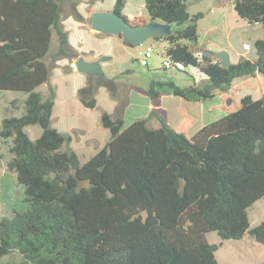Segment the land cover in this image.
Listing matches in <instances>:
<instances>
[{
    "label": "trees",
    "instance_id": "trees-1",
    "mask_svg": "<svg viewBox=\"0 0 264 264\" xmlns=\"http://www.w3.org/2000/svg\"><path fill=\"white\" fill-rule=\"evenodd\" d=\"M125 1L116 0L113 11L145 23L122 13ZM188 1L144 3L151 19L172 24L170 35L154 37L169 44L166 57L197 67L207 80L180 86L152 79L142 91L150 98L149 118L127 126L122 117L102 112L99 121L110 139L83 162L70 146L71 134L51 123V66L75 56L59 0H0V90L28 94L23 113L4 117L0 128L1 138H13L8 167L30 203L0 216V257L14 251L23 257L6 264H219L221 244L208 241L211 231L223 240L248 233L264 245V220L251 226L248 211L264 197V92L257 99L243 96L237 109L194 135L187 122L171 126L161 106L164 94L233 98L236 78L264 76V37L255 41L256 59L241 56L223 67L191 46L204 13L191 14ZM233 2L240 17L264 27V0ZM45 83L44 95L37 88ZM80 100L97 105L95 97ZM153 116L158 127L149 125ZM34 124L43 128L35 140L25 131Z\"/></svg>",
    "mask_w": 264,
    "mask_h": 264
},
{
    "label": "rangeland",
    "instance_id": "rangeland-1",
    "mask_svg": "<svg viewBox=\"0 0 264 264\" xmlns=\"http://www.w3.org/2000/svg\"><path fill=\"white\" fill-rule=\"evenodd\" d=\"M59 2L62 3V25L68 33V47L75 56L61 57L54 62L51 66L50 83L54 86L56 98L59 97L60 103L71 102L74 98L80 103L81 96L87 99L95 97L98 102L95 108L85 106L87 116L92 121L104 111H109L114 117H122L125 126L135 119L149 118L150 98L142 91L148 88L152 79L173 80L180 86L200 84L207 80L193 65L186 66L185 70L165 69L163 67L167 58L165 50L169 45L166 41L149 38L141 45H127L119 35L92 31L81 25L88 22L91 26V18L86 19L82 10L84 5H91L93 1L59 0ZM142 2V10L149 17L144 1ZM132 4L138 7L134 2ZM208 20L205 19L202 24H207ZM56 44L55 36L53 46ZM148 46H153L154 53L147 60V64H143L141 58L145 57ZM248 54L252 56V53ZM78 56L87 61L102 60L104 74L88 75L78 71L77 63H72ZM259 78L253 79L250 76L236 78L232 84L233 98H225L221 92H217L212 98L203 101L191 100L194 101L191 105L182 106L179 104L181 97L167 96L172 123L175 117L182 118V111L191 116L188 108L197 114V119L190 123L189 127L191 133L196 132L200 125L211 123L226 115L229 110L237 109L243 96L250 94L255 99L261 97L264 92V76L261 75ZM37 90L47 94L48 83L40 85ZM27 96L28 94L23 91L0 90V128L4 117L23 113ZM75 113L82 116L81 113ZM149 125L159 126L160 122L153 116L149 119ZM25 131L35 140L42 134L43 128L39 124L28 125ZM12 144V137L7 140L0 137V216L10 215L14 210H23L30 205L26 200L24 186L17 183L16 174L8 167V161L12 158L10 152ZM248 211L251 226L262 222L264 197L256 201ZM207 239L210 243L221 244L215 252L219 264H264V245L248 233L242 239L223 240L216 231H211L207 233ZM22 259V255L14 251L0 257V264L19 262Z\"/></svg>",
    "mask_w": 264,
    "mask_h": 264
},
{
    "label": "crops",
    "instance_id": "crops-1",
    "mask_svg": "<svg viewBox=\"0 0 264 264\" xmlns=\"http://www.w3.org/2000/svg\"><path fill=\"white\" fill-rule=\"evenodd\" d=\"M84 1H93L91 5L87 4L83 6L84 9L82 10V12L84 13L83 16L86 19L91 18L92 13L95 11H112L116 4V0ZM108 2L109 4H106ZM133 2L138 5V7L133 6ZM99 3L101 5H99ZM142 3V0H126L122 13L129 20H134L136 18H141L145 22L152 20L150 16L148 17L143 12ZM61 4L62 3H60V9ZM188 9L191 14H195L198 12L204 13V16L198 21V40L195 44H191V46L195 51H197V53H200L204 50H211L213 52L226 50L229 53L231 63H236L241 56H246L251 59L257 58L255 41L264 37V27L261 23H249L247 20L240 17L235 9L233 0H189ZM205 19H209L208 23L202 24L204 23L203 21H205ZM81 25L87 27L92 31H96L93 30L88 22L82 23ZM246 45H248V48L246 47ZM248 52L252 53V56H250ZM78 58L79 56L76 57V59H73L72 63H77ZM202 75H204L205 79L207 78L205 74ZM233 89L234 88L232 86L231 90ZM169 95L172 94H164L162 96L161 106L165 111L167 121L171 126L177 128L187 122L188 134L194 135L200 128L207 124L206 123L200 125L199 128L196 129V132L191 133L192 130L189 128L190 123L195 122V120L197 119V114L193 110L191 111L188 108L187 110L189 114H191V116L182 111V118L181 116L178 119L175 117V120L172 123L169 105L166 101L167 96ZM193 102L191 100H186L183 97H181V99L179 100V104L182 106L191 105ZM149 108L151 110L150 100ZM74 110H77L75 112H77V114L81 113L82 116L80 117L76 115ZM87 115L88 112L85 110V105L82 103V101L79 103V100L77 98H74V100L72 99L71 102L66 101L60 103L58 97L55 100L51 117V123L53 127L57 128L62 133L71 134L72 141L70 143V146L77 151L83 162L87 161L96 152L101 150L107 144L111 136L109 129L100 124V113L98 114V118L93 119V121Z\"/></svg>",
    "mask_w": 264,
    "mask_h": 264
},
{
    "label": "water",
    "instance_id": "water-1",
    "mask_svg": "<svg viewBox=\"0 0 264 264\" xmlns=\"http://www.w3.org/2000/svg\"><path fill=\"white\" fill-rule=\"evenodd\" d=\"M91 27L93 30L103 33L122 35L124 41L132 45H141L147 39L157 36L170 35L173 32L172 24L152 19L143 24H133L115 11H95L91 15ZM203 54L219 58L223 67H229L232 63L226 50L213 52L204 50ZM102 60L87 61L84 58L77 60V68L88 75H103Z\"/></svg>",
    "mask_w": 264,
    "mask_h": 264
},
{
    "label": "built area",
    "instance_id": "built-area-1",
    "mask_svg": "<svg viewBox=\"0 0 264 264\" xmlns=\"http://www.w3.org/2000/svg\"><path fill=\"white\" fill-rule=\"evenodd\" d=\"M246 47L248 48V45H246ZM153 53H154L153 46H148L146 49L145 57L141 58L142 63L147 64V60L153 55ZM163 67L165 69L175 68L177 70H185L186 65L183 62L174 61L171 60L170 58H166V60L163 63Z\"/></svg>",
    "mask_w": 264,
    "mask_h": 264
}]
</instances>
